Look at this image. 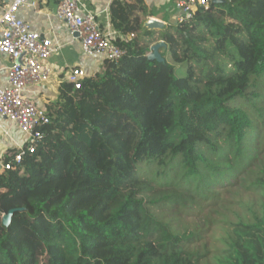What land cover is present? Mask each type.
I'll return each mask as SVG.
<instances>
[{
    "label": "trees",
    "instance_id": "trees-1",
    "mask_svg": "<svg viewBox=\"0 0 264 264\" xmlns=\"http://www.w3.org/2000/svg\"><path fill=\"white\" fill-rule=\"evenodd\" d=\"M210 2L149 29L144 0L112 1L113 29L135 33L118 41L127 54L62 85L35 152L0 154L13 162L0 171V264H199L201 237L177 232L168 210L188 213L230 174L264 192V0ZM160 41L164 60H152ZM70 178L105 181L100 204L60 198L53 184ZM225 264H264V217L235 225Z\"/></svg>",
    "mask_w": 264,
    "mask_h": 264
},
{
    "label": "built area",
    "instance_id": "built-area-1",
    "mask_svg": "<svg viewBox=\"0 0 264 264\" xmlns=\"http://www.w3.org/2000/svg\"><path fill=\"white\" fill-rule=\"evenodd\" d=\"M174 3L176 23L192 21L200 9H212L210 0H175ZM28 5L35 7L37 3L34 0H12L0 15V54L9 59V64L5 66L6 83L0 87V117L20 127L28 138L26 151L33 153L50 118L46 109L27 96L26 91L44 83L54 74V66L49 59L60 47L51 38L32 30L31 24L20 17V9ZM56 17L72 33L78 34L86 56L101 55L117 63L127 54L118 41H131L135 37V33H120L109 23L102 26L99 13L88 9L83 0H59ZM88 76L96 78V74L89 75L82 67L71 66L67 69V83L75 89H79ZM24 154L25 149L22 148L15 161L19 163ZM12 163H4L0 158L2 169H10Z\"/></svg>",
    "mask_w": 264,
    "mask_h": 264
},
{
    "label": "rangeland",
    "instance_id": "rangeland-1",
    "mask_svg": "<svg viewBox=\"0 0 264 264\" xmlns=\"http://www.w3.org/2000/svg\"><path fill=\"white\" fill-rule=\"evenodd\" d=\"M172 31L175 32L174 29ZM139 37L144 38V31L139 33ZM167 47V44L163 46L164 49ZM166 59L174 63L170 56L167 55ZM185 72L186 65H177V76H184ZM257 163L262 164L258 161ZM231 175L233 174L228 175L221 183L210 185L213 192L209 198L192 195V200L185 204L194 205L188 213H180L176 209L168 210L166 214L177 232L195 233L201 237L199 242L190 245V249L200 255L199 264H225L227 251L234 238L235 225L254 222L256 218L264 217V192L250 186L254 185L256 178L247 173ZM53 185L60 198L68 196L70 202L79 206H98L101 192L107 184L105 181L89 182L70 178ZM157 205L169 204L161 201Z\"/></svg>",
    "mask_w": 264,
    "mask_h": 264
},
{
    "label": "crops",
    "instance_id": "crops-1",
    "mask_svg": "<svg viewBox=\"0 0 264 264\" xmlns=\"http://www.w3.org/2000/svg\"><path fill=\"white\" fill-rule=\"evenodd\" d=\"M12 0H0V15ZM37 5L26 6L19 11L20 17L31 24L34 31L51 38L60 48L50 57L54 74L44 83L26 91V95L47 109L56 101L62 85L67 83V69L71 66L84 68L89 75H94L104 66L105 58L101 55L86 56L83 53L78 36L70 31L67 25L56 17L59 0H34ZM113 0H83L87 8L99 13L102 26H111L110 5ZM175 0H144L148 14L142 15L144 23L155 18L164 22L165 27L176 25L177 11ZM2 29L0 27V36ZM154 45V44H153ZM9 64L6 55L0 54V87L6 83L5 66ZM28 141L27 135L9 119L0 117V154L9 148L22 147Z\"/></svg>",
    "mask_w": 264,
    "mask_h": 264
},
{
    "label": "water",
    "instance_id": "water-1",
    "mask_svg": "<svg viewBox=\"0 0 264 264\" xmlns=\"http://www.w3.org/2000/svg\"><path fill=\"white\" fill-rule=\"evenodd\" d=\"M145 26L149 29H163L165 28V24L164 22L155 19V18H151L149 19L146 23ZM78 36V34H76ZM166 43L164 41H160L154 45L151 46L152 51L149 53L148 57L152 60H159V61H163L164 58L160 52V49L165 45ZM2 170V165L0 164V171ZM13 211H10L8 214H6L4 216V223L5 224H9L10 220H11V216H12Z\"/></svg>",
    "mask_w": 264,
    "mask_h": 264
}]
</instances>
